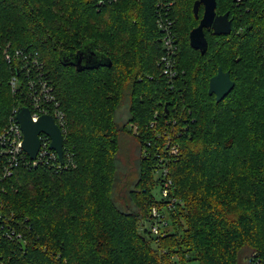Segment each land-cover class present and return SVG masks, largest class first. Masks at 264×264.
Wrapping results in <instances>:
<instances>
[{
    "label": "trees",
    "instance_id": "1",
    "mask_svg": "<svg viewBox=\"0 0 264 264\" xmlns=\"http://www.w3.org/2000/svg\"><path fill=\"white\" fill-rule=\"evenodd\" d=\"M195 1L0 0V138L14 108L29 105L23 87L13 89L23 76L5 50L38 53L68 121L63 161L20 162L7 174L0 140L7 264H245L242 254L247 264L264 262V0H217L232 32L206 29L205 54L189 41L200 21ZM159 17L177 35L172 81L158 63ZM84 48L95 64H76ZM219 67L235 87L216 102L209 81ZM126 96L135 135L117 122ZM121 133L132 134L138 156L125 195L117 188ZM164 167L172 186L163 205L153 190ZM155 205L170 213L165 235L143 229Z\"/></svg>",
    "mask_w": 264,
    "mask_h": 264
},
{
    "label": "built area",
    "instance_id": "2",
    "mask_svg": "<svg viewBox=\"0 0 264 264\" xmlns=\"http://www.w3.org/2000/svg\"><path fill=\"white\" fill-rule=\"evenodd\" d=\"M113 1V0H112ZM241 2L242 0H237ZM103 0H100L99 4H102ZM171 4V3H170ZM158 25L163 29L162 42L164 48V53L160 57L158 63L162 68L163 74L172 81L178 74L177 67V35L173 29V21L168 19H163L159 17ZM6 59L8 62L12 63L19 71L22 73L20 80H18L17 76H15L12 80V86L14 90H17V87H23L22 96L23 99L29 103L26 105L29 107L32 118L34 121H37L38 118L42 115L49 114L52 115L55 119V122L61 128L64 138L65 132L67 128V117L62 109H60V103L56 100L55 96V88L50 81H47L43 78V74L39 72L42 67V63L38 58L37 52L26 51L24 49H16L14 52L4 51ZM17 93V92H16ZM19 107H15L12 111V114L9 118V121L2 131L1 135V143L4 148V153L7 154L8 158V166L6 168V173H10L13 166L19 164H25L28 166H37L49 163L52 159H58V154L55 150L50 148L51 138L42 133L40 135L41 147L37 158L32 160L28 154L23 149V140L24 135L20 124L17 120V110ZM173 154L178 152V149L173 147L171 150ZM27 154V156H26ZM29 157L31 160H29ZM162 173L167 172V169L161 168ZM9 170V172H8ZM162 194L165 199L171 200L170 198V187L172 186L171 179H167L166 176L162 178ZM168 205H172L171 202L168 201ZM157 210V209H154ZM158 213V214H157ZM157 214V218H160L158 210L155 211ZM158 222H155V225L152 228V233L156 236H160L163 234L158 227ZM11 238V234L5 232L3 234L0 233V239L2 237ZM21 235H19V238ZM257 258V257H256ZM257 262H253V264H264V262H259V259H255ZM0 264H7V262L3 259L0 254Z\"/></svg>",
    "mask_w": 264,
    "mask_h": 264
},
{
    "label": "water",
    "instance_id": "3",
    "mask_svg": "<svg viewBox=\"0 0 264 264\" xmlns=\"http://www.w3.org/2000/svg\"><path fill=\"white\" fill-rule=\"evenodd\" d=\"M201 7H203L204 11L200 18ZM193 10L195 17L197 19L200 18V21L198 26L190 32V45L194 49L199 50L201 54H205L209 48L205 30H212L215 35H228L232 32V20L229 18V12L224 14L217 13V0H196ZM88 48H84L75 54L74 61L77 65L86 66L97 62L95 59L96 53H93V51L89 52ZM234 87L235 81L232 80L230 71H224L222 67H219L217 73L210 78L209 94L215 95L216 102H220ZM16 117L24 135L23 149L32 160L37 158L41 147L39 137L42 133H45L51 138L50 148L55 150L59 160L63 161L64 134L52 115L45 114L40 116L37 121H34L29 107L20 106Z\"/></svg>",
    "mask_w": 264,
    "mask_h": 264
},
{
    "label": "rangeland",
    "instance_id": "4",
    "mask_svg": "<svg viewBox=\"0 0 264 264\" xmlns=\"http://www.w3.org/2000/svg\"><path fill=\"white\" fill-rule=\"evenodd\" d=\"M203 11H204V9L201 12L200 18L203 15ZM217 13L220 14L218 11H217ZM124 101L125 102H123L122 106L118 110V115H117L118 121L117 122L119 125L126 123L128 130L131 131V133L135 135V133H137L138 127L135 126L136 125L135 123H132V124L129 123L128 124V117H129V112H130L129 106L131 103L129 96H126ZM67 123H68V121H67ZM132 134L131 135H129V134L125 135V133H121L119 136V141H120V151L118 154L119 160H120L121 164L126 168L125 169L124 167H121V171L123 172V177H122L123 179H120V181H118L119 184L117 185L118 186L117 188H118L121 195H125L128 191V187L132 186L134 184V182L137 180L135 177V173H136V170L138 167V165H137V161H138V159H137L138 158V156H137V143H136L134 137L132 136ZM168 139H170V138H168ZM26 156H27V154H26ZM8 172H9V170H8ZM154 176L157 177V179L158 178L162 179L163 178L162 169L161 168L158 169L154 173ZM131 177H132V179H131ZM119 178H121V177H119ZM127 182H128V187H127ZM153 192L156 195L155 196L156 199L158 201H161V203L164 205V202H166L167 199H165L163 194H162V183L159 182L157 185H155ZM122 202H124L125 206L127 205L126 204L127 201L125 202V200H124ZM128 208L129 207H126V209H128ZM124 209H125V207H124ZM154 209L158 210L159 214L161 215L160 218L156 217L158 213L155 214V211H157V210H154ZM155 222H158L157 225H158V227H160V230L164 235L166 233H169V231L171 229L170 223H172V219L170 218V213L166 211L165 206L159 207V206L155 205V206H152L151 209H149L147 224L146 225L143 224V229H146V227H148V229L152 233L153 232L152 228L155 225ZM143 229H142V226L140 223L139 224V231L142 232ZM149 235H150V233H149ZM153 246H155L157 248L155 242H153ZM246 254H248V253H246ZM243 258H244V263L247 264V255L245 256L242 254L240 259H243ZM188 264H201V262L199 260H194V261L189 262Z\"/></svg>",
    "mask_w": 264,
    "mask_h": 264
}]
</instances>
